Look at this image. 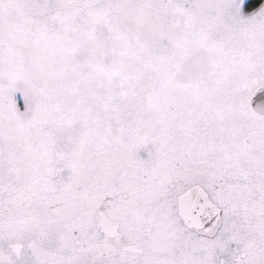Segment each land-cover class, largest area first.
<instances>
[{"label": "snow or ice", "instance_id": "snow-or-ice-1", "mask_svg": "<svg viewBox=\"0 0 264 264\" xmlns=\"http://www.w3.org/2000/svg\"><path fill=\"white\" fill-rule=\"evenodd\" d=\"M0 264H264V0H0Z\"/></svg>", "mask_w": 264, "mask_h": 264}]
</instances>
